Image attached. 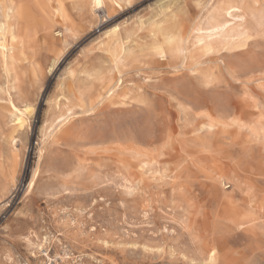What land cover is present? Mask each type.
Returning <instances> with one entry per match:
<instances>
[{
    "label": "rangeland",
    "instance_id": "1",
    "mask_svg": "<svg viewBox=\"0 0 264 264\" xmlns=\"http://www.w3.org/2000/svg\"><path fill=\"white\" fill-rule=\"evenodd\" d=\"M15 1L0 264H264V0Z\"/></svg>",
    "mask_w": 264,
    "mask_h": 264
},
{
    "label": "bare ground",
    "instance_id": "2",
    "mask_svg": "<svg viewBox=\"0 0 264 264\" xmlns=\"http://www.w3.org/2000/svg\"><path fill=\"white\" fill-rule=\"evenodd\" d=\"M5 1V0H4ZM31 1V0H30ZM42 0H40V2H41ZM50 1V0H49ZM55 1H57V3L59 2V6L61 5V3H60V1L61 0H55ZM65 1V0H64ZM0 17L2 18L1 19V21H0V62L1 63H3V64H5L6 66H8V65H13V62H14V60H13V56H14V52H13V49H14V46L13 45H15V43L17 44L18 43V40L19 39H17V37L15 36V38H14V43L12 42V44L9 42V39H8V36H7V34H6V32L9 30V28H10V26H11V24H10V16L12 15V13L16 16V17H18V18H21L22 17V15L24 14V12H25V10H24V8L25 7H23V5L24 4H22V3H20V2H16L15 0H11V2H10V4H3V2L0 0ZM28 2V1H27ZM32 2V1H31ZM30 2V3H31ZM51 2V1H50ZM102 3H104L103 2V0H93V6H96V7H99L100 5H102ZM28 4V3H27ZM26 5V4H25ZM105 5V4H104ZM27 6V5H26ZM29 6H31V5H29ZM39 6V5H38ZM40 6H42V5H40ZM39 6V7H40ZM44 6H46V4L44 5ZM43 6V7H44ZM56 7V6H55ZM232 7H234V6H230L229 8H232ZM250 7V6H249ZM35 8V7H34ZM237 10H240L239 9V7H235ZM253 8V7H252ZM42 9V8H41ZM54 9V8H53ZM232 9H234V8H232ZM235 9V10H236ZM31 10V9H30ZM228 10V9H227ZM226 12V11H225ZM240 12V11H239ZM238 12V14H236L235 16L236 17H241V18H243V15L241 14V13H239ZM11 13V14H10ZM62 13V12H61ZM228 13H229V15H230V17H233V16H231L232 14H233V12H229V10H228ZM227 13V14H228ZM15 16H14V18H15ZM44 16V15H43ZM61 16H62V14H61ZM45 18H47L46 16H45ZM234 18V17H233ZM33 20V19H32ZM42 20V19H41ZM242 22V21H241ZM32 23V22H31ZM161 23V22H160ZM26 24V23H25ZM163 25V24H162ZM161 25V26H162ZM239 25V24H238ZM164 26V25H163ZM163 26L161 27V29L163 28ZM231 26V25H230ZM229 25H228V21L227 20H223V21H221V22H218L217 24H215V29L214 30H216V32H218V30H219V32H221V33H223L222 31H224V32H230V30H234V28H235V26L233 27H230ZM34 27V26H33ZM47 27V26H46ZM12 28V27H11ZM24 28V27H23ZM35 28V27H34ZM14 29H15V27H14ZM24 29H26V27L24 28ZM211 29V28H210ZM35 30V29H34ZM168 30V29H167ZM166 30V31H167ZM238 30V29H237ZM11 31H12V29H11ZM15 31V30H14ZM23 31V30H22ZM30 31V30H29ZM13 32V31H12ZM163 32V31H162ZM229 32L227 33L228 34V36H229ZM237 32V31H236ZM239 32V31H238ZM16 33V32H15ZM168 33V32H167ZM171 33V32H170ZM203 33V32H202ZM221 33H220V35H221ZM241 33V32H240ZM29 34V33H28ZM32 34V33H31ZM172 34V33H171ZM170 34V36L168 37V41L169 42H171L173 39H174V37L172 36V35H174V34H172L171 35ZM211 34H213V33H211V31H208V32H206V35L204 36L205 38L206 37H210L211 36ZM217 34V33H216ZM219 34V33H218ZM224 34V33H223ZM235 34V33H234ZM10 35V34H9ZM33 35V34H32ZM163 35H165V34H163ZM30 36V35H29ZM215 36V35H214ZM222 36V35H221ZM225 36H226V34H225ZM202 37V36H201ZM216 37V36H215ZM218 37V36H217ZM32 38V37H31ZM176 38V37H175ZM236 38V37H235ZM27 39V38H26ZM200 39V38H199ZM216 40H217V38H215ZM203 40V39H202ZM206 39H204V41H205ZM212 40V39H211ZM30 41H32V40H30ZM30 41H29V43H30ZM209 41V40H208ZM168 42V43H169ZM18 45V44H17ZM157 45H159V44H157ZM161 45V44H160ZM205 45H207V46H209L210 45V42H208V43H205ZM20 48V47H19ZM108 49V48H107ZM157 49L158 50H160V47H157ZM21 50V49H20ZM27 50V49H26ZM127 50V49H126ZM16 53V52H15ZM15 62H17V61H15ZM1 68V67H0ZM13 68H10V70H12ZM4 71V70H3ZM10 72V71H9ZM14 73V72H13ZM10 76V75H9ZM7 77H8V75H7ZM11 77V76H10ZM16 77V76H15ZM10 79V78H9ZM9 83V82H8ZM14 83V82H13ZM7 86V85H6ZM9 87V86H8ZM9 89V88H8ZM7 90V89H6ZM5 90V91H6ZM19 94V93H18ZM19 97H21V96H19ZM20 99V98H19ZM26 102V101H25ZM11 107H12V109H11V113H12V116L13 115H15V116H18V119H20V120H23V115H24V111L23 110H21V109H19V108H17L16 107V105L12 102L11 104ZM25 105V104H24ZM23 105V106H24ZM25 107V106H24ZM25 109V108H24ZM11 116V117H12ZM9 118V117H8ZM7 126H8V124H7ZM14 126V125H13ZM10 139H11V137H10ZM12 139H14V138H12ZM11 143V142H10ZM16 163V162H15ZM2 166V165H1ZM13 167V166H12ZM11 167V168H12ZM15 167V166H14ZM8 169H9V167H8ZM1 170H3V169H1ZM7 170V169H6ZM16 170V169H15ZM5 171V170H4ZM3 171V172H4ZM10 173V172H9ZM1 174H2V172H1ZM213 254V253H212ZM211 254V255H212ZM210 255V256H211ZM212 258V257H211Z\"/></svg>",
    "mask_w": 264,
    "mask_h": 264
}]
</instances>
